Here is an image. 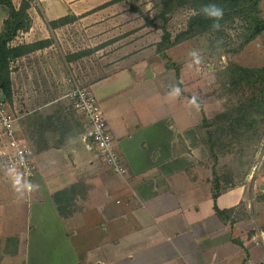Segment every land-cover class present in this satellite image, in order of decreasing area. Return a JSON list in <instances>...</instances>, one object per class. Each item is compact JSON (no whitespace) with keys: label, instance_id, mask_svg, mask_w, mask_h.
Segmentation results:
<instances>
[{"label":"crops","instance_id":"crops-1","mask_svg":"<svg viewBox=\"0 0 264 264\" xmlns=\"http://www.w3.org/2000/svg\"><path fill=\"white\" fill-rule=\"evenodd\" d=\"M12 2L18 8L21 0ZM103 2L29 0L30 25L7 42L48 40L9 60L16 132L32 147L37 169L26 180L0 163V264H264V235L249 238L223 223L224 208L239 198L225 203L236 191L212 187L200 138L204 107L186 83L163 89L148 77L152 54L90 84L124 174L87 146L80 113L60 106L81 49L60 54L59 30L102 24L96 16L114 5L93 10ZM66 15L68 22L50 25ZM7 17L0 3V32ZM34 115L38 123L30 124Z\"/></svg>","mask_w":264,"mask_h":264},{"label":"rangeland","instance_id":"rangeland-1","mask_svg":"<svg viewBox=\"0 0 264 264\" xmlns=\"http://www.w3.org/2000/svg\"><path fill=\"white\" fill-rule=\"evenodd\" d=\"M109 3L114 5L96 16L102 24L78 21L59 30L60 39L54 47L60 54L67 56L71 50L84 51L70 66L72 86L77 83L90 88L95 79L130 66L133 63L130 58L137 56L135 59H139L149 52L152 54L149 78L153 77L163 89L170 85L181 86L184 82L186 90L198 96L204 107L199 127L206 139L210 131L213 137L218 135L215 120L218 113L244 102L261 86L256 76L251 77L252 81L235 76L236 80L232 81L222 73L232 63L251 68L264 66V29L250 38L254 28L249 27L248 17L237 15L220 24L218 30L213 27L195 32L175 43L171 50L167 47L158 50L163 28L172 38L186 29L188 19L195 13L192 0H106L101 4ZM258 6L264 20V0H260ZM189 65L196 70L194 74L188 71ZM66 102L60 106H68L71 111V101L66 98ZM36 121L34 115L29 123L37 124ZM250 140L249 137L229 144L227 136L220 138L213 145L215 157L210 156L205 165L213 189L236 191L226 196L225 203L239 198L237 203L224 208L223 223L232 227L236 223L242 231H248L249 238L256 236L258 239L257 234L264 235V129L257 144H248ZM219 143L229 145L220 146Z\"/></svg>","mask_w":264,"mask_h":264},{"label":"trees","instance_id":"trees-1","mask_svg":"<svg viewBox=\"0 0 264 264\" xmlns=\"http://www.w3.org/2000/svg\"><path fill=\"white\" fill-rule=\"evenodd\" d=\"M259 1L260 0H192L195 13L188 19L186 29L177 33L172 38L170 33L163 28L157 48L158 50H163L195 32H203L213 28V19L207 18L212 8L202 7L213 4L219 5L224 9V16L223 19L219 21L220 24L232 20L237 15L243 18L248 17L249 27L254 28L249 36L252 38L256 33L264 29V20L259 15ZM0 3L4 4L8 10V17L4 19L3 30L0 32V88L6 93L7 98L11 100L9 60L23 52L45 45V43H48V40L8 46L7 42L14 37L18 29H25L30 25V19L26 13L29 0H21L18 8L14 6L12 0H0ZM102 5L104 4L97 6V8L102 7ZM71 18L72 16L66 15L52 20L49 23L50 25L63 24L68 22ZM83 52L84 51L76 52L72 56L78 57L82 55ZM223 72L226 77H229L232 81L236 80L235 76L245 81H252L253 77L256 76V79L261 81V86L256 89V94H253L244 102L216 115L215 120L218 123V135L213 137L211 131L208 132L207 139H209L210 142H207V139L200 132V138L208 154L213 157H215L213 145L217 143L220 138L227 136V139H229L228 142L231 144L234 141L240 142L250 137L251 140L248 144H257L262 137L264 129V66L251 68L232 63L226 66L222 73ZM222 121L224 123L220 125L219 123ZM219 144L220 146L229 145L227 143Z\"/></svg>","mask_w":264,"mask_h":264},{"label":"built area","instance_id":"built-area-1","mask_svg":"<svg viewBox=\"0 0 264 264\" xmlns=\"http://www.w3.org/2000/svg\"><path fill=\"white\" fill-rule=\"evenodd\" d=\"M71 105L80 113L83 121V138L101 160L114 172L124 174L123 159L114 146L112 131L92 90L75 83L64 94ZM19 113L14 102L0 88V163L12 175L28 179L37 169L32 147L16 132Z\"/></svg>","mask_w":264,"mask_h":264},{"label":"clouds","instance_id":"clouds-1","mask_svg":"<svg viewBox=\"0 0 264 264\" xmlns=\"http://www.w3.org/2000/svg\"><path fill=\"white\" fill-rule=\"evenodd\" d=\"M202 7H211L212 11L208 14L207 18H212L214 21V27L218 30L220 28L219 21L223 19L224 9L216 4L210 6H202Z\"/></svg>","mask_w":264,"mask_h":264}]
</instances>
